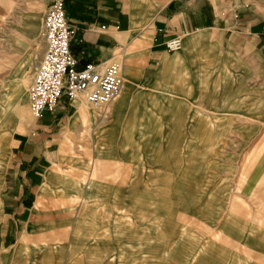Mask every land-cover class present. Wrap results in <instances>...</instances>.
<instances>
[{
	"label": "rangeland",
	"instance_id": "rangeland-1",
	"mask_svg": "<svg viewBox=\"0 0 264 264\" xmlns=\"http://www.w3.org/2000/svg\"><path fill=\"white\" fill-rule=\"evenodd\" d=\"M46 10L31 0H0V174L5 168V152L11 140L36 119L29 104V88L46 49L43 21L37 18H44ZM28 15L35 17L29 25ZM118 59L123 63L124 85L127 78L134 84L128 90L127 103H123L118 116L114 112L116 103L113 111L110 106L104 116L90 104L95 114L93 125L65 139L67 157L60 166L69 179H57L53 191L71 193V187L80 181L73 179L77 175L82 177L80 188H73L75 196L70 200H40L44 202L42 206L51 202L47 205L50 209L61 202L73 208L79 206L67 231L60 235L69 232L78 240L84 224L89 222V248H81L87 250L84 254L89 257V264H264L261 252L247 253L246 248L236 247L237 242L225 237L220 218L223 219L228 208L221 209L218 205L219 179H246V172L253 164L256 153H248L246 149L263 136L264 90L253 88L247 79L239 81L235 89L201 87L207 80L204 69L193 77L192 83L197 87L183 88L186 94L164 88L162 92L156 91L174 104L169 103L167 110L155 117L146 113L150 107L143 109L145 105L138 103L129 106V102L152 101L153 111L159 107L145 95V88L135 91L136 83L125 72L128 57L124 59L120 55ZM20 70L26 79L15 77ZM24 81L26 97L19 114L15 108L8 109V101L17 102L13 99L19 98L22 91H16ZM255 84L253 80L252 85ZM230 92L236 93L231 110L228 105L221 107ZM122 110L125 112L120 119ZM101 151L102 158L96 157ZM80 163H93V172L99 167L98 179L102 184L99 180L94 183L88 180L93 173L90 164L86 165V171L77 167ZM48 180L49 189L52 179ZM241 185L234 183L233 194H229V199L223 198L224 201L227 198L228 207L232 209L240 204L238 211H250L253 216L264 212V207L256 209L257 204L254 209L245 204L239 196ZM104 191L114 192V199H97ZM53 213L49 211L48 230L58 225ZM29 224L34 228L26 234L24 251L28 253L32 249L27 247L29 239L37 234L36 220ZM56 236L53 231H44L42 240L47 243L61 237ZM62 238L65 240V236ZM73 239L68 255L76 252ZM36 250L43 251V247ZM19 251L20 248L16 254ZM64 254L62 249L61 259L54 260L52 256L48 262L65 264ZM73 254L70 264L86 263L83 255Z\"/></svg>",
	"mask_w": 264,
	"mask_h": 264
},
{
	"label": "crops",
	"instance_id": "crops-1",
	"mask_svg": "<svg viewBox=\"0 0 264 264\" xmlns=\"http://www.w3.org/2000/svg\"><path fill=\"white\" fill-rule=\"evenodd\" d=\"M31 1L45 9L51 2ZM67 8L69 20L76 30L72 49L80 58L81 65L89 60L106 62L118 55L124 59L128 57L125 72L136 83L135 91L149 89V92L143 90L145 95L150 100L154 99L159 107L153 111L152 101L129 102V106L138 103L145 105L143 109L150 107L147 114L155 117L162 115L169 103L174 104L170 99L156 94V91L162 92L164 88L186 94L183 88L197 87L192 83L195 81L193 77L204 69L207 73L204 77L210 81H203L205 85L201 87L210 85L235 89L239 81L247 79L253 88L264 90V0H67ZM26 18L28 25L35 20L31 15ZM37 18L41 22L44 19L40 16ZM177 35H182L183 46L180 50L169 51L165 42ZM137 60L141 62L138 64ZM18 73L15 77L26 79L22 70ZM253 80L256 81L255 85H252ZM126 82L120 95L111 103L112 111L116 103L114 112L117 116L123 103H127L129 88L134 85L128 78ZM26 86L24 81L18 85L16 92L25 91ZM231 92L221 102V107L228 105L231 107L229 110L233 109L236 98V93ZM187 94L190 95L189 91ZM186 99L192 101L191 98ZM86 101L80 96L75 99L64 97L54 112H46L34 119L26 131L17 132L11 140L5 152V168L0 174V264H50L48 261L52 256L54 260L62 256V249H65L64 256L67 257L65 264H70L73 253L83 255L87 259L85 264H89V257L84 254L87 250H83L89 248V222L84 224L82 237L78 240L73 239L69 232L60 235L67 231L79 206L73 208L61 202L50 209L48 206L51 202L44 206V202H40L70 200L75 196L73 188H80L82 184L81 175H77L73 179L80 181L71 187V193L53 191L59 182L57 179H69V174H65L64 167L60 166L67 157L64 149L66 137L78 135V132L81 134L95 120L90 103ZM123 110L120 119L124 115ZM262 129L261 141L249 144L246 149L248 153H256L250 170L246 172V179H219L218 205L221 209L228 208L223 219L220 218L225 237L237 242L236 247L246 248L247 253L261 252L264 255V212L253 216L250 211H238L240 204L230 209L227 202L229 194H233V184L238 182L242 184L239 196L249 208L254 209L256 204V209L264 207ZM104 152L101 151L96 157L102 158ZM88 164L90 172H93V163ZM88 164L80 163L77 167L87 171ZM98 171L99 167L87 179L91 178L93 183L99 180ZM48 179H52L49 189L46 184ZM112 193L104 191L97 199H114ZM120 194L117 192V195ZM225 197L226 201L223 200ZM49 211L55 212L53 216L58 225L48 230ZM214 214L217 216L216 211ZM33 219L37 222V234L29 239L30 245L27 247L32 249L28 253L24 251L28 238L26 234L34 228L29 224ZM44 231H53L56 237H61L44 243ZM72 239L76 252L68 255ZM41 246L43 251L36 250ZM18 248L21 252L16 254ZM244 262L248 263L247 260Z\"/></svg>",
	"mask_w": 264,
	"mask_h": 264
},
{
	"label": "built area",
	"instance_id": "built-area-1",
	"mask_svg": "<svg viewBox=\"0 0 264 264\" xmlns=\"http://www.w3.org/2000/svg\"><path fill=\"white\" fill-rule=\"evenodd\" d=\"M67 10V0H53L44 15L42 35L46 49L29 88V104L36 118L54 112L64 97L75 99L81 95L104 116L123 86L119 55L106 62L89 60L81 65L72 49L76 30ZM182 46V35L165 42L169 51Z\"/></svg>",
	"mask_w": 264,
	"mask_h": 264
},
{
	"label": "bare ground",
	"instance_id": "bare-ground-1",
	"mask_svg": "<svg viewBox=\"0 0 264 264\" xmlns=\"http://www.w3.org/2000/svg\"><path fill=\"white\" fill-rule=\"evenodd\" d=\"M123 76H124V73H123ZM124 80H125V79H124ZM123 85H124V82H123ZM122 87H123V86H122ZM121 90H122V89H121ZM120 93H121V91H120ZM120 93H119V95H120ZM119 95H118V96H119ZM118 96H117V97H118ZM18 97H19V98H14V99H13L14 101H17V102H13V103H12V102H9V105H8L9 108H8V109H10V108H15V109L18 111V113L21 114V113H22V110H23V108H24L23 101H24V99H25V97H26V91H22L21 94L18 95ZM81 97L86 101V99H85L84 96H80V98H81ZM116 99H117V98H116ZM116 99H115V100H116ZM115 100H114V101H115ZM114 101H113V102H114ZM86 102H87V101H86ZM84 104H85V103H84ZM110 106H111V105H109V108H110ZM87 116H88V115H87ZM86 119L88 120L87 117H86ZM86 122H87V121H86ZM90 179H91V178H90Z\"/></svg>",
	"mask_w": 264,
	"mask_h": 264
}]
</instances>
